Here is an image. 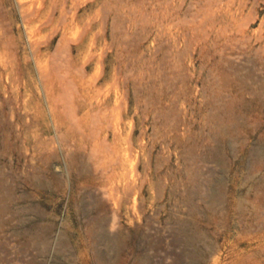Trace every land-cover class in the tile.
<instances>
[{
    "label": "rangeland",
    "instance_id": "374dc122",
    "mask_svg": "<svg viewBox=\"0 0 264 264\" xmlns=\"http://www.w3.org/2000/svg\"><path fill=\"white\" fill-rule=\"evenodd\" d=\"M262 146L264 0H0V264H264Z\"/></svg>",
    "mask_w": 264,
    "mask_h": 264
},
{
    "label": "crops",
    "instance_id": "0c3cea01",
    "mask_svg": "<svg viewBox=\"0 0 264 264\" xmlns=\"http://www.w3.org/2000/svg\"><path fill=\"white\" fill-rule=\"evenodd\" d=\"M236 142H240V140L238 139V140H236L235 141V139H233L232 140V145H233V148L235 147V144H236ZM263 147V149H264V146H262ZM250 151H252L251 149H249L248 150V152H247V156L245 157V162L244 163H251L252 161H253V159H254V157L252 158V156L250 155Z\"/></svg>",
    "mask_w": 264,
    "mask_h": 264
},
{
    "label": "bare ground",
    "instance_id": "6f19581e",
    "mask_svg": "<svg viewBox=\"0 0 264 264\" xmlns=\"http://www.w3.org/2000/svg\"><path fill=\"white\" fill-rule=\"evenodd\" d=\"M218 263V262H217Z\"/></svg>",
    "mask_w": 264,
    "mask_h": 264
}]
</instances>
